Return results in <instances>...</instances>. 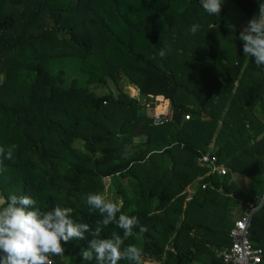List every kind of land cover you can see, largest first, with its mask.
<instances>
[{"label": "trees", "instance_id": "trees-1", "mask_svg": "<svg viewBox=\"0 0 264 264\" xmlns=\"http://www.w3.org/2000/svg\"><path fill=\"white\" fill-rule=\"evenodd\" d=\"M226 1L249 20L258 14L257 0H224L215 16L200 0H0V146H18L12 160L0 157V204L28 195L94 226L102 217L86 194L103 193L110 179L122 212L147 228L125 241L143 250L145 264H223L216 252L230 245L232 211L264 185V125L248 116L257 96L263 105L253 77L264 66L243 44L235 57L222 51L215 36L235 32L223 22ZM107 80L116 94L91 91ZM158 97L169 111L154 124L143 109L154 113ZM205 153L225 176L206 175ZM258 213L250 237L264 252V206ZM113 232L123 235L115 224L102 235ZM85 236L64 244L54 264H96L80 256Z\"/></svg>", "mask_w": 264, "mask_h": 264}, {"label": "clouds", "instance_id": "clouds-1", "mask_svg": "<svg viewBox=\"0 0 264 264\" xmlns=\"http://www.w3.org/2000/svg\"><path fill=\"white\" fill-rule=\"evenodd\" d=\"M258 14L254 15L239 33L243 42V53L264 66V2L257 0ZM224 0H200L203 10L209 15H220ZM199 24L193 23L189 31L195 34ZM166 55L164 50L159 52ZM18 146H0V157L13 159ZM124 158L128 157L125 148ZM87 204L98 210L102 219L95 225L77 222L72 218L73 209L55 205L49 210L38 206L37 200L28 195L9 194L0 204V264H54L53 257L63 256L64 244L74 240H85L86 233L92 239L81 249L84 261L95 260L96 264H145L143 250L135 244L125 245L131 237L143 238L147 228L139 224L138 217L122 212L119 201H112L103 193L86 194ZM130 212L135 211L133 205ZM119 214V215H118ZM115 224L123 235L113 232L110 237L102 235L103 229ZM138 232H134L135 228Z\"/></svg>", "mask_w": 264, "mask_h": 264}, {"label": "built area", "instance_id": "built-area-1", "mask_svg": "<svg viewBox=\"0 0 264 264\" xmlns=\"http://www.w3.org/2000/svg\"><path fill=\"white\" fill-rule=\"evenodd\" d=\"M162 115L163 114H157L156 116H153L154 124L162 123ZM185 119L188 120L189 116H186ZM198 162L200 167L206 170L207 176L213 174L218 176L226 175V170L222 165L217 163L214 156L203 154L198 158ZM262 165V178L264 180V160ZM197 180H199V178ZM206 187L207 184L201 185L202 189H205ZM263 205L264 185L260 194H256L252 200L244 202V210L229 228L228 236L231 240L230 246L223 247L216 252L217 258H219L223 264H264L263 250L254 246L250 237L252 218Z\"/></svg>", "mask_w": 264, "mask_h": 264}, {"label": "crops", "instance_id": "crops-1", "mask_svg": "<svg viewBox=\"0 0 264 264\" xmlns=\"http://www.w3.org/2000/svg\"><path fill=\"white\" fill-rule=\"evenodd\" d=\"M262 2H264V0H262ZM240 9V8H239ZM241 10V9H240ZM241 14L243 17H237V18H231V22L234 24L233 25V28H230L227 24V20L225 18V16L227 15V9L225 11V14L223 16V22H224V25L226 27V29H231V30H234L235 32L234 33H226V32H222L220 30V34L218 36H215V39L218 41V43H220L221 45V49L222 51L227 49V51L229 52H233L235 55H232V57H235L237 53H239L241 51V48H242V41L241 43L240 40H239V33L240 31L243 29V27L246 26L247 22H248V17L244 14V12L241 10ZM231 15V14H230ZM243 50V49H242ZM262 69V68H261ZM261 71V70H260ZM1 78V77H0ZM255 83H256V87L257 89H262V91H260L261 93V97L264 98V76H261L260 74H255L254 77H253ZM1 81V79H0ZM251 83L250 84H247V86H250L252 85V80L250 81ZM259 93V92H258ZM257 93V94H258ZM257 96V95H256ZM260 97V98H261ZM164 100V99H163ZM264 100V99H263ZM168 102V100H167ZM157 103H159V100L157 101ZM169 110L167 108L166 112L167 113ZM163 113V114H165ZM249 118H251V120H253V118L256 119L257 122H260L262 125H264V101H263V105L261 106L260 103H259V98L257 96L255 102H253V104L251 105V110H250V113L248 114ZM255 121V122H256ZM256 122V124H257ZM262 135H259L257 137V139H260ZM205 154H209V153H205ZM203 155V154H202ZM210 155V154H209ZM218 163V162H217ZM220 165H222L224 167V165L222 163H219ZM224 169L227 171V169L224 167ZM213 175H216V174H213ZM211 175V176H213ZM210 176V175H209ZM218 176V175H216ZM225 176V175H224ZM218 177H223V176H218ZM199 180H196L194 184H192L191 186H189L187 189H186V200H189L192 195L194 194L195 192V189H196V186L199 184ZM263 190V188H262ZM191 192V194H190ZM246 202V201H245ZM244 203V202H243ZM242 201L239 202L235 209L232 211V215L234 216L233 219L235 220L236 218H238V216L242 213L243 211V208H244V205H243ZM264 206V205H263ZM262 206V207H263ZM261 207V208H262ZM260 208V209H261ZM260 209L256 212L258 213L260 211ZM255 213V214H256ZM254 214V215H255ZM254 217V216H253ZM253 219V218H252ZM229 231V230H228ZM229 237V236H228ZM230 244H231V240H230ZM230 246V245H229ZM229 246H223V247H229ZM221 247V248H223ZM219 248V249H221ZM218 249V250H219ZM217 250V251H218ZM217 257V256H216ZM219 259V258H218ZM193 264H204V263H200V262H194Z\"/></svg>", "mask_w": 264, "mask_h": 264}, {"label": "rangeland", "instance_id": "rangeland-1", "mask_svg": "<svg viewBox=\"0 0 264 264\" xmlns=\"http://www.w3.org/2000/svg\"><path fill=\"white\" fill-rule=\"evenodd\" d=\"M226 6H227V15L225 16L226 20L228 21L227 24L230 28H233V23L231 22V18H239V17H243L242 16V12L241 10L239 9L238 6H236V4L234 3H231V2H228L226 1L225 2ZM231 14V15H230ZM220 34V33H219ZM81 76V75H80ZM1 79V78H0ZM71 81V78L69 79V82ZM80 84L81 85H84L85 84V78H83V76H81V79H80ZM128 83L127 81L125 80H122L121 81V84H120V88L123 92H126L128 93L131 97H137L139 103H141L144 107H145V99L140 97L138 95V92L136 90V93L135 95H133L131 93V90H129V87H127ZM90 88H91V91H93L95 94L97 95H102L104 93H107L109 91H111L112 93L116 94V90H115V87L113 86V84L107 80L105 81L104 84L102 85H99L98 87L94 86V85H90ZM159 100V103L158 105L155 107L154 109V113H151V108L150 110L147 109V108H144L143 111H144V114L146 115H153V116H156L157 114L161 115L163 113L166 112L167 108H168V102L167 100H163L162 97H158L156 98V101ZM164 115V114H163ZM82 143L80 141L76 142L75 143V146L76 147H81ZM103 184L105 186V189H104V192L103 194L106 196V198L110 199V200H115V201H119L120 202V199L117 195H115V193L113 192V190H111L109 184H111V181L110 179H104L103 180ZM259 214V213H258ZM257 213L255 214V218H257L259 215ZM234 217V216H233Z\"/></svg>", "mask_w": 264, "mask_h": 264}]
</instances>
